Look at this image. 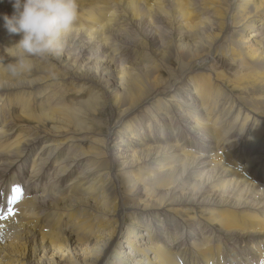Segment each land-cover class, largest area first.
<instances>
[{"label":"bare ground","instance_id":"6f19581e","mask_svg":"<svg viewBox=\"0 0 264 264\" xmlns=\"http://www.w3.org/2000/svg\"><path fill=\"white\" fill-rule=\"evenodd\" d=\"M106 2L81 4L57 65L0 73V264H264V0ZM161 19L163 50L134 29L122 59L123 33ZM224 43L232 75L213 63ZM64 80L87 99L33 113ZM106 106L114 129L82 137Z\"/></svg>","mask_w":264,"mask_h":264},{"label":"rangeland","instance_id":"374dc122","mask_svg":"<svg viewBox=\"0 0 264 264\" xmlns=\"http://www.w3.org/2000/svg\"><path fill=\"white\" fill-rule=\"evenodd\" d=\"M99 1H101V2H103V1L106 2L107 1L106 3H110L113 0H77L78 9H80L81 4L89 5L91 2L92 3H98ZM144 1L148 2V4H149L153 0H144ZM110 5H112V3ZM12 12H13V9H12V5H11L10 0H0V63H7V62L10 61V58L4 53L3 47L11 45L12 43H15L19 39V36H17V35L8 34L6 29L3 26V24H4L3 19H2L3 15H9L10 16L12 14ZM161 21L162 22L154 21L155 23H153V24H152V22L151 23L147 22V23H143V24H138V26H136V27L133 26L129 30L127 29L129 33L128 34L126 33V36H124L125 33H123V38L120 37V39H122V43H123L122 50L123 49L126 50L124 56H122L121 58L125 59V60H128V61H130L132 59L133 55L129 51L131 49V46L130 45H126V43L127 44L133 43L131 41L132 38H129L130 35H131L130 34L131 30H133L132 32H134L135 30L140 32L143 36H145L149 40L154 39L156 41L155 46H157V47H155V49H157L158 51H161L162 47L164 46L163 42H167V40L168 41L170 40V38H168V36H167L168 33H169L168 31H170V30L165 27V26H169L170 24L167 23V21L164 23L163 19H161ZM208 21L211 22L212 21L211 18H209ZM136 28L139 29V30H137ZM140 28L142 29V31H141ZM234 34L235 35L237 34V36H234ZM247 34H249V31H244L243 32L241 28L240 29L238 28L236 31L233 32V34H231V37H229L228 39L225 40V42L229 43L228 45L236 44L237 43L236 39H237V37L239 35V41H242V42L238 41V43L246 44V43H243L244 42L243 40L246 39ZM218 46L219 45L216 46L217 48H214L212 50V53L214 54V57L216 58V59H214L215 61L213 63L216 64V67H218V66L220 67L218 69V71H221V72L223 71L226 75H232L236 71V66L231 62L230 53L226 49V44L224 43L221 47H218ZM127 47H129V48H127ZM159 47H160V49H159ZM127 53H128V55H127ZM44 59L45 58H43V59L38 58L39 61H45ZM46 59L48 61L49 57H47ZM48 62L54 63L55 61L52 60V59H49ZM33 63H35V60H33ZM40 64H41V66L44 65L43 62H41ZM55 64H56V62L54 63V65ZM211 64H212L211 60L207 61V66H210ZM166 66L168 68V71H165V70L162 71L160 73L161 77L162 78H168L169 74L171 73L172 78H174V80H175L179 76V71H178L179 66H178L177 61H175V59L169 60V64H167ZM52 72H53V70H52ZM52 72H50V74H52ZM174 74L176 76H174ZM26 75H29L31 77H36V76H40L41 73L40 72H37V73L29 72V73H26ZM69 81L70 80H64V81H61V82H58V83L57 82H50L52 84L51 86H54L50 90L56 91L57 97L52 95V97L50 98V100L48 102L44 101L45 102V103H43L44 105L40 104L41 102H38L37 104H34L33 105V107H34V109H33L34 112L33 113H42V112L46 113L47 112L48 116H50V117L62 116L64 111L57 109L56 108L57 104L58 105H62V106H66V111H67L72 106H75L76 103H78L80 101H83V100H86L87 99V95H85L84 92L83 93L81 92L79 94V91H78L79 88L76 87L74 84L69 83ZM41 88H43V87H38V89H36V90L33 89V90L37 91V90H39ZM18 94L19 93H16V94L12 93V94L9 95V97L11 96L10 99L14 100V99L17 98ZM55 98H57V99H55ZM243 101L245 102V104H248L249 100L246 97V98L243 99ZM14 113L16 115V114H18V111L13 110V114ZM118 116H119V111L116 108L111 107V106H106L100 112H97L95 115H92V116L88 117L84 121L86 126L92 127V129H91V133L92 134H90V133L84 134V135H82V137H90V136H92L91 138L103 141L105 135H107L108 132H110L109 130L112 131V129H114V127H112V126L117 121ZM23 122L35 126V124L28 123L26 121H23ZM50 124H51L50 122L46 123V125H50ZM179 130H180V128H179ZM84 146L88 147L89 144L85 143ZM180 176H183V174L180 175ZM108 212L110 214L108 213L107 217H113V215H111V210H108ZM76 214L79 215V214H81V212L80 213H76ZM93 230L94 229L91 230V232H92L91 234H95V235L101 236V235L106 234V233L109 232V225L106 228L101 229V232H100V230L99 231H97V230L93 231ZM90 240H91V242H88V241L85 242L84 239H83L81 241V244H84L83 246L87 247V245L92 243V242H94L95 239H90ZM69 247L70 246H69V243H68L67 248H69ZM88 247H90V246H88ZM86 251H88V250H86ZM75 252L77 253V256L78 255L79 256H83L85 254V251H83V250H79L78 251V249H76ZM61 253H64V250L61 251ZM147 254L149 256L147 258H144V259H145V261H148L149 264H152L153 260H152L151 252H148ZM135 257H137V255H135ZM5 261L6 260H3L2 264H4L3 262H5Z\"/></svg>","mask_w":264,"mask_h":264},{"label":"clouds","instance_id":"9594fccd","mask_svg":"<svg viewBox=\"0 0 264 264\" xmlns=\"http://www.w3.org/2000/svg\"><path fill=\"white\" fill-rule=\"evenodd\" d=\"M13 12L3 15V26L19 39L4 46L10 58L0 63V73L18 78L33 69L34 58L58 56L65 47L66 37L78 20L77 0H10ZM6 81L0 80V85Z\"/></svg>","mask_w":264,"mask_h":264},{"label":"snow or ice","instance_id":"6c2138e0","mask_svg":"<svg viewBox=\"0 0 264 264\" xmlns=\"http://www.w3.org/2000/svg\"><path fill=\"white\" fill-rule=\"evenodd\" d=\"M16 191H19L18 189Z\"/></svg>","mask_w":264,"mask_h":264}]
</instances>
